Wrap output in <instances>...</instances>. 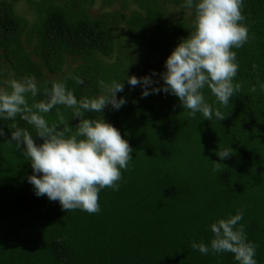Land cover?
Returning a JSON list of instances; mask_svg holds the SVG:
<instances>
[{"label": "trees", "instance_id": "1", "mask_svg": "<svg viewBox=\"0 0 264 264\" xmlns=\"http://www.w3.org/2000/svg\"><path fill=\"white\" fill-rule=\"evenodd\" d=\"M131 1L133 8L92 17L93 0H28V25L16 13L18 0H0V87L3 65L13 80L35 77L38 92L26 94L29 106L47 101L45 89L53 82L64 83L78 102L104 94L100 81L123 82L116 95L125 105L84 116H102L133 149L119 190H100L99 213L67 212L58 201L35 195L24 146L8 143L13 125L42 143L35 128L20 116L0 118V264H239L231 253L191 248L193 241L210 246V225L239 212L237 227L243 225L256 245L254 259L264 264V0H242L248 40L232 49L238 64L233 83L240 90L227 106L207 86L201 90L222 121L214 112L209 121L199 112L191 117L176 96L162 91L142 98L143 88L127 84L128 77L150 76L159 83L149 90L161 87L166 59L195 19L185 0ZM69 57L77 64L65 73ZM45 72L61 76L44 80ZM41 115L50 126L63 118L73 131L79 123L63 105ZM228 148L231 155L221 160L216 152ZM213 162L224 166L214 170Z\"/></svg>", "mask_w": 264, "mask_h": 264}, {"label": "clouds", "instance_id": "2", "mask_svg": "<svg viewBox=\"0 0 264 264\" xmlns=\"http://www.w3.org/2000/svg\"><path fill=\"white\" fill-rule=\"evenodd\" d=\"M183 6L194 8L193 31L167 57L166 71L159 74L163 85L149 90L151 85L159 83L150 76L128 77L127 84L141 86L142 98L162 91L176 96L191 117L199 112L209 121L214 112L216 119L222 121L224 115L206 103L201 90L207 86L223 106L240 90L241 86L233 83L238 64L232 49L242 47L248 40V29L241 23L244 20L242 0H185ZM155 75L157 73L153 72L152 76ZM71 79L83 83L79 77ZM99 83L104 94L78 102L64 83L53 82L50 90L45 89L49 99L31 106L26 94L37 95L34 76L8 81L11 91L0 88V118L15 120L20 116L35 128L38 139L42 140L37 144L28 131L13 125L15 130L8 141H15L17 147L24 146L23 155L31 162L34 173L28 177V182L33 185L35 195L58 201L67 212L80 209L89 214L99 213L100 190H119L121 170H127L133 158V149L118 129L102 116L95 119L84 116L85 112L101 114L109 105L119 110L126 104L124 98L117 99L116 95L124 90L123 82ZM261 88L264 89V84ZM251 91L255 92L256 88ZM57 105L73 109V117L79 119L75 131L69 124L64 125L63 118L59 124L50 126L41 115ZM3 135L0 129V136ZM231 153V148L219 149L216 155L224 160ZM213 163L217 171L224 166ZM242 217L243 212H239L213 223L210 228L214 238L210 246L193 241L191 248L205 255L227 252L233 254L239 264H257L256 245L247 241L243 225L237 227Z\"/></svg>", "mask_w": 264, "mask_h": 264}, {"label": "rangeland", "instance_id": "3", "mask_svg": "<svg viewBox=\"0 0 264 264\" xmlns=\"http://www.w3.org/2000/svg\"><path fill=\"white\" fill-rule=\"evenodd\" d=\"M126 6V8H133L135 5L131 0H113L111 3L106 4V0H93V4L91 5L89 9V14L92 17H97L98 15L102 14L103 12H106L108 10H122V6ZM126 8L123 10L126 12ZM16 13L18 15L23 16L26 20L28 25L33 20V12L30 10L28 0H18L15 6ZM173 10L171 9V12ZM120 42L122 41V46H124V37L122 35ZM121 46V47H122ZM3 63H5V60L3 59ZM77 64L76 59L69 57L67 59L66 65L63 69V72H68L69 69L74 67ZM13 72L7 67L6 65H3V85L0 88L9 89L7 82L13 80L12 78ZM61 74H50L48 72H45L43 79L44 80H52L55 78H59ZM139 78H142L141 76ZM141 87V86H140ZM142 88V87H141Z\"/></svg>", "mask_w": 264, "mask_h": 264}]
</instances>
